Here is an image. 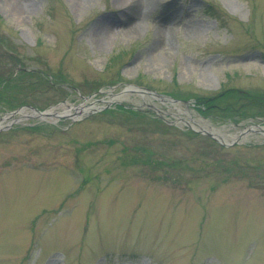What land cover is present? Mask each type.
<instances>
[{
  "label": "rangeland",
  "instance_id": "1",
  "mask_svg": "<svg viewBox=\"0 0 264 264\" xmlns=\"http://www.w3.org/2000/svg\"><path fill=\"white\" fill-rule=\"evenodd\" d=\"M117 3L0 0V264H264V136L197 133L264 129L263 103L229 116L141 90L264 98V0ZM21 107L55 108L7 118Z\"/></svg>",
  "mask_w": 264,
  "mask_h": 264
},
{
  "label": "trees",
  "instance_id": "2",
  "mask_svg": "<svg viewBox=\"0 0 264 264\" xmlns=\"http://www.w3.org/2000/svg\"><path fill=\"white\" fill-rule=\"evenodd\" d=\"M223 14V13H222ZM221 14V11H216L215 8H210V16L217 19L218 21H222L223 19V15ZM38 75H40L39 73H36ZM19 75L20 77H30L31 73L30 72H25V71H20L19 72ZM40 78V77H39ZM6 82H9V80H5ZM243 96H239V98H237V100L235 101V103H238V102H241L240 106L238 107L239 109H236L235 108V103L233 104H230L226 107H223L222 109H219L218 107H216L214 104L216 102V97H209L207 98V96H199L197 94H194V93H185L183 94L182 93V96H186V95H189L187 97H178V98H175V99H179V100H189V99H196V100H207L206 102H208V105L207 107H205L202 111H204V113L206 111H219L220 112H226L225 114L226 115H229V116H241L242 115V112L244 109L246 110H252V109H258V110H263L262 108V103H263V107H264V98L262 99H257V97H254L251 93L249 92H243L241 93ZM251 94V95H250ZM16 96V95H15ZM174 98V97H173ZM188 98V99H187ZM9 107L10 108H18L20 106H23L25 104H27L28 102L25 101L24 99H21L20 97H15L12 101L10 102H7ZM234 108V110H233ZM130 112V111H128ZM132 113V112H130ZM157 124V123H156ZM158 124L162 125L163 127L165 128H168V125H166L165 123H161L159 122ZM208 139V138H206ZM211 141V139H208Z\"/></svg>",
  "mask_w": 264,
  "mask_h": 264
},
{
  "label": "water",
  "instance_id": "3",
  "mask_svg": "<svg viewBox=\"0 0 264 264\" xmlns=\"http://www.w3.org/2000/svg\"><path fill=\"white\" fill-rule=\"evenodd\" d=\"M131 88L132 89L135 88V89H137V90H135V92L141 93V91H140L139 88H136V87H133V86H128L127 90H129ZM141 90L144 93H146V94L150 95L151 97L155 98L158 102H161V103H165L166 102V103H170V104H183V105H188L189 104L188 101H181V100L173 99L171 97H164V96H162L160 94H157V93H155L153 91H148L147 89H141ZM109 95H111V93H109ZM83 99L85 101H88L89 100V97H86V98H83ZM93 102H97V101L94 100ZM26 108L29 109V110H31V115H27V114L24 113V109H26ZM54 108L55 107L51 108L48 111L41 112V111H38L37 109L32 108V107H21L18 110H15V111L9 113L7 115L8 116L7 118H9V117H11L13 115H16V114H21L22 116H23V114H25V116H32L33 115V116H35L37 118H41V119L49 118L50 116H52L54 114L53 113V109ZM81 108H82V106L70 107L69 108L70 110L74 109L76 112L73 113V114H68L70 112V110H69L68 113H65L67 111H65L64 113L66 115H69L72 118H76L77 115L80 114V112L82 111ZM155 111L159 112L158 110H155ZM1 120H3V119H1ZM6 127H8V126H6ZM1 129H2V126L0 124V130ZM263 131H264V129L262 127H260V126H257V125L256 126L246 127L244 130H242L241 132H239L237 136L233 137L230 143H226L225 140L221 137L220 134H216L214 132H208L205 129H202L201 127H199V129L197 130V132H199V133H201L203 135H206V136L212 138L214 141H216L217 143H219L220 145L225 146V147H229V146H232V145H235V144L240 143L241 139L247 134V132H258V133H262Z\"/></svg>",
  "mask_w": 264,
  "mask_h": 264
},
{
  "label": "bare ground",
  "instance_id": "4",
  "mask_svg": "<svg viewBox=\"0 0 264 264\" xmlns=\"http://www.w3.org/2000/svg\"><path fill=\"white\" fill-rule=\"evenodd\" d=\"M81 2L82 1H85V0H80ZM116 1V4L119 5L121 3H117V2H120L121 0H115ZM155 0H128V6L131 7L130 9V16L129 17H135L136 14H138L139 12V9L141 11H145L147 8H146V5L148 6V4H152L154 3ZM19 5V8L20 9H24L25 7H27V2L24 3L23 5ZM143 5H145V7L143 8ZM139 7V8H138ZM173 13H167V14H163L161 17H159L158 21H155V28H154V32H155V41H154V45H161L163 48L166 46V42L169 41V39L167 38V36L165 34H163V31L170 28L169 26L171 25V23H168L167 26H163L161 24V21H165L172 16ZM125 22H127V20H124ZM136 22H139V20H137ZM140 28V24H130L129 27L127 28V33H130V34H136V32H138V29ZM104 34L106 36V40H110L112 39V34L114 33V29L112 28H106L104 29ZM112 33V34H111ZM162 40V41H161ZM160 41V42H159ZM155 48V47H152V49ZM155 51V50H154ZM157 56V55H156ZM155 56V57H156ZM201 79L203 80H206L207 81V77L205 75H202L201 76ZM107 96H110L108 93L106 94ZM200 126H198L199 128ZM202 129H205L206 131L208 132H214L216 134H220L219 132H216V131H213L212 129H206V128H202ZM262 136H264V131L262 133H260Z\"/></svg>",
  "mask_w": 264,
  "mask_h": 264
}]
</instances>
